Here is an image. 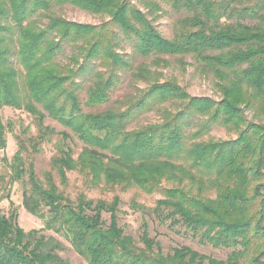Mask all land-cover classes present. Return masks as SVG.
Segmentation results:
<instances>
[{
    "label": "trees",
    "instance_id": "1",
    "mask_svg": "<svg viewBox=\"0 0 264 264\" xmlns=\"http://www.w3.org/2000/svg\"><path fill=\"white\" fill-rule=\"evenodd\" d=\"M249 2L0 0V109L25 112L34 128L14 135L0 179L21 185V207L43 222L24 232L0 190L10 204L0 209V264H67L63 244L45 232L85 264H264V0ZM64 6L100 21L67 20L55 12ZM165 8L185 13L172 38L158 29ZM169 59L210 78L218 97L190 95L165 75ZM150 115L156 120L143 122ZM46 118L70 134H56ZM14 128L0 116V152ZM214 128L230 138L212 137ZM71 136L82 145L75 158ZM47 144L55 153L40 178L35 157ZM69 173L89 190L160 198L150 209L132 201L141 216L134 238L120 226V198L71 197ZM153 226L227 254L165 252Z\"/></svg>",
    "mask_w": 264,
    "mask_h": 264
},
{
    "label": "rangeland",
    "instance_id": "2",
    "mask_svg": "<svg viewBox=\"0 0 264 264\" xmlns=\"http://www.w3.org/2000/svg\"><path fill=\"white\" fill-rule=\"evenodd\" d=\"M240 2L247 4L249 0H240ZM251 2V1H250ZM249 2V3H250ZM168 11V14L164 15L162 19L157 23L158 29L160 32L167 38L174 37L177 28L175 22L184 17L182 14H176L171 12L168 8H165ZM56 14L62 16L63 18L75 21L79 23H90L96 24L100 20L97 17L88 15L71 7H62L55 10ZM257 20H247L245 22L248 23H255ZM171 68L165 71L166 76L173 75L178 80L181 85H186L188 88V92L192 96H208L212 98H217L218 96L215 94L214 89L211 84L210 78H204L195 71L194 67H187L186 72H181L178 68L177 61L175 59H169ZM184 61L187 63L193 64V60L190 58H184ZM127 93L125 88H122L117 94L118 96H123ZM0 116L2 122L7 125L10 122L12 126H15L14 131L10 132L7 131L6 133V149L3 152H0V177H5L6 167L3 162V157H6L8 160L14 155L17 150L16 147V140L14 135L18 134L19 131L24 132L25 129L30 127L31 135L34 134V128L32 124V118L27 115L25 112H17L11 110L9 108H2L0 109ZM248 118H251V114H248ZM156 120L155 115H150L147 120L143 122H153ZM44 125L50 127L55 131L56 134L61 132H67L58 124L46 118L44 121ZM57 135L53 137V142ZM211 136L216 139H227L230 138L229 135L221 128H214ZM70 142V148H72L74 152V158L79 154L81 151L82 145L74 138L73 136ZM55 153L54 148L51 144H47L43 146V152L37 157H35V170L37 175L42 178L43 172L47 171L49 168V162L51 156ZM165 186L166 183H163ZM0 190L3 195H8L9 200L13 203V207L17 210L18 215V225L24 232H29L31 230H39L43 227V222L31 215H29L22 207V186L19 184H14L9 188L2 179H0ZM77 191L84 192L88 198L90 199H105L110 200L113 196H118L121 200L120 209L123 214L120 216V226L123 227L125 232L134 238L137 237V231L139 227V222L141 216L138 212H135L130 208L132 201H134L137 205H141L146 209H150L154 206L155 201L160 198L158 194L153 195H146L142 193L140 190L136 188H131L128 191H119L118 188L114 190H106L102 191L100 189H86L83 186V179L77 173H69L68 174V187L66 188L65 192L69 194L71 197H74ZM9 200L3 199L0 203V209L4 213H8L10 209ZM46 236H53L55 237L60 243L63 244V249L58 252V255L61 259L65 260L67 264H85L81 258H79L69 247L68 243L61 237L54 235L51 232H45ZM150 235L151 237H156V239L160 242L161 247L165 252H169L172 248L178 245H185L191 247L193 250L207 255L212 256L213 258L217 259H224L227 252L224 251H216L212 250L208 246L199 245L197 239L191 237L190 234L185 235H176L165 228L162 227H150Z\"/></svg>",
    "mask_w": 264,
    "mask_h": 264
}]
</instances>
